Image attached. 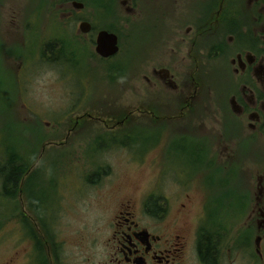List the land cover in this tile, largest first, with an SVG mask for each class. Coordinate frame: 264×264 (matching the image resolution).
Returning <instances> with one entry per match:
<instances>
[{
	"label": "flooded vegetation",
	"instance_id": "flooded-vegetation-1",
	"mask_svg": "<svg viewBox=\"0 0 264 264\" xmlns=\"http://www.w3.org/2000/svg\"><path fill=\"white\" fill-rule=\"evenodd\" d=\"M6 1L2 27L8 24L10 37L21 32L17 46H22L16 50L12 44L6 54L18 51V75L26 78L23 63L31 59L27 56L31 16L25 0L20 6ZM38 4L41 23L34 18L32 30L45 35L48 25L53 26L50 33L40 35L42 53L50 55L52 44L63 64L84 62L91 72L106 65L102 80L109 75L113 82L131 78L136 93L144 82L150 95L140 98L132 110L115 109L126 111L133 128L142 116L152 128L167 125L171 134L181 137L180 144L192 150L184 153L192 160L187 167H201L206 161V169L221 175V187L238 194V200L231 196L219 220H211L204 189L200 201L190 189L193 182L201 189L197 178L179 181L181 186L173 188L171 175L160 163V146L150 154L154 166L150 184L136 198L124 194L115 199L111 215L104 218L105 227L103 221L104 233L93 241L102 247L99 256H85L86 264H264V0H39ZM121 27L140 35L144 51L129 56L125 69L115 64L111 69L107 64L125 53L117 29ZM104 31L117 36L118 49L107 57L97 52ZM7 61L3 66L8 76ZM106 90L107 84L100 105L106 116H97L101 137L90 138L96 145L109 136L105 137L108 130L123 125L108 118L115 109L106 105ZM83 119L75 117L71 126L69 122L70 132L83 128ZM171 139L166 147L175 155ZM26 175L21 172L17 182L0 176V205L8 208L0 213V240L6 246L0 264H75L72 250L58 248L57 242L67 246V239L45 238L44 233L31 234L24 227ZM110 175L107 171L97 177L102 181Z\"/></svg>",
	"mask_w": 264,
	"mask_h": 264
},
{
	"label": "rangeland",
	"instance_id": "rangeland-1",
	"mask_svg": "<svg viewBox=\"0 0 264 264\" xmlns=\"http://www.w3.org/2000/svg\"><path fill=\"white\" fill-rule=\"evenodd\" d=\"M14 1L20 6L24 0ZM38 1L25 0L31 16L28 22L32 58L29 62L24 61L23 68L27 66L28 74L26 78H20L18 68L21 58L18 51L14 55L6 54V51L12 44L16 50L22 48L17 46L18 43L21 45V32H18L17 38L7 35L8 24L2 27V22L3 18L6 21L8 1L0 0V161L4 160L2 153L7 147L9 152L6 151V154L17 150L18 156L29 162L27 183L23 189V199L27 202L23 209L24 227L31 234L44 233L45 238L67 239V246L57 242L60 244L58 248L72 250L75 264H86L83 260L85 256L98 257L102 247H96L93 241L104 233L103 221L105 227V219L111 215L115 199L126 194L136 198L150 184L154 169L150 164V154H154L160 146L163 154L160 163L164 172L171 175L173 188L181 186L179 181L191 182L197 178L201 189L195 182L190 184L195 201H200V192L203 193L204 189L209 203L208 217L219 220L221 213L227 211L226 205L232 200L231 196L238 200V194L221 187V175L206 169V161L205 164L201 161V167H187L192 160L184 153H191L192 150L180 144L181 137L171 134L167 125L152 128L147 118L142 116L135 128L131 119L130 128L121 124L113 129L114 132L108 130L105 137L112 135L98 145L90 139L95 135L101 137V123L97 116H106L100 108L103 85L108 86L106 105L110 109L112 106H127L132 110L139 99L146 98L152 90L143 82L140 93H136L131 78L122 77L114 82L102 80V74L108 71L106 65L91 72L84 62L75 65L40 62L37 56L42 51L41 37L50 33L53 26L48 25L49 32L45 30V35L31 30L34 18L37 24L41 23ZM117 29L125 53L107 65L115 64L125 69L129 56L135 51L143 53L144 46L136 32L131 33L123 27ZM5 59L11 71L8 76L4 72ZM34 59L38 63L33 65ZM77 116H83L86 124L70 132L69 122ZM126 134L128 138L124 136ZM171 136L175 155L166 147ZM80 139L83 144L79 143ZM154 142L160 145H151ZM99 168L100 173L108 171L110 177L100 181L102 178L94 175ZM95 180L97 183H92ZM6 210L7 206L1 204L0 213ZM12 242L15 243L14 240ZM5 249L0 240V259L4 257Z\"/></svg>",
	"mask_w": 264,
	"mask_h": 264
},
{
	"label": "trees",
	"instance_id": "trees-1",
	"mask_svg": "<svg viewBox=\"0 0 264 264\" xmlns=\"http://www.w3.org/2000/svg\"><path fill=\"white\" fill-rule=\"evenodd\" d=\"M31 44L32 43H29V45H27V56H29V57L32 55V52H30L31 49L29 48V46ZM33 46H34V44H33ZM48 47H49V49H51L50 50V55H47L46 53H42L43 51H41L42 54H40V56H38L40 62H46V63L55 62V64H61L62 65L64 62L62 60H60V59H56L59 56V52H57V50H53V45L52 44L48 45ZM38 53H40V52H38ZM30 58H32V56ZM34 61H35V63H34ZM32 63L34 65V64H36L38 62H36V60L34 59ZM109 67L112 69L114 67V65H110ZM109 79H110L111 82H113V75H109ZM113 109H115V108H113ZM107 115H108L109 120H113V122L122 121L123 125L125 124L127 128H130L129 126L131 125V123H130L131 120L129 118L126 119V116L128 115L126 113V111H123L121 109L110 110L107 113ZM73 120H74V118H72L70 120V126H71V122H73ZM83 120H85V119H83ZM111 135H112V133L109 134V136H111ZM114 135L115 134H113V136ZM124 136L126 138L129 137L128 134H126ZM122 143H123L122 145H125L123 141H122ZM6 151L9 152V149L7 147H6L5 151H4V153L1 152L2 154H4V160L2 161V163L0 161V176L2 177V179L7 181L8 179H10V176H11V178H13V180H14L17 177H19L21 172L24 173V174H27L26 175V179H27L28 172H29V170H28L29 162L28 161L25 162L22 156H18L19 152L17 150L13 149V151H11V154H6ZM32 161H34V159H32ZM100 168H99V170L95 171L94 175L98 176L99 174H104V173L107 172V171H105L103 173H100ZM8 174H10V175L8 176ZM31 178L32 177H30L29 180ZM17 179H19V178H17ZM17 179H16V182H17ZM26 183H27V180H26ZM92 183H97V182L95 180L94 182L92 181ZM29 185H31V184L29 183ZM12 186H13L12 189H13V195H14L13 198H15L16 195H17L18 189H17V186H16L15 183H14V185L12 184Z\"/></svg>",
	"mask_w": 264,
	"mask_h": 264
},
{
	"label": "water",
	"instance_id": "water-1",
	"mask_svg": "<svg viewBox=\"0 0 264 264\" xmlns=\"http://www.w3.org/2000/svg\"><path fill=\"white\" fill-rule=\"evenodd\" d=\"M118 49L117 36L106 31L100 33L98 37L97 52L104 57L113 55Z\"/></svg>",
	"mask_w": 264,
	"mask_h": 264
}]
</instances>
